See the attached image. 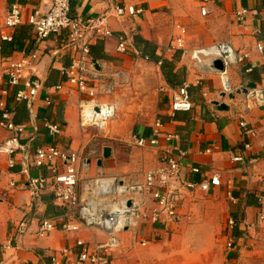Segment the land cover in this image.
<instances>
[{"label":"crops","instance_id":"crops-1","mask_svg":"<svg viewBox=\"0 0 264 264\" xmlns=\"http://www.w3.org/2000/svg\"><path fill=\"white\" fill-rule=\"evenodd\" d=\"M14 2L22 5L23 23L12 30L15 49L6 46L4 51L0 50V84L6 85L11 60L37 51L40 59L35 71L45 86L31 104H20L12 95L8 98L15 121L26 126L22 142L29 151L56 145L80 154L86 162L81 165L84 178L126 174L136 181L143 180L147 171L160 166L163 152L170 148L181 163L182 181L201 182L214 173L221 177V185L208 192L185 189L175 182L180 224L140 221L137 228L121 234V246L112 253L111 264H195L198 259L201 262L198 255L191 256V249L192 245H202L209 239L205 228L190 226L179 247L178 258L159 253L156 245L162 240L168 241L179 226H187L195 200L202 196H213L228 204V247L224 261L264 264V219L261 218L264 216V102L255 105L251 99L253 92L261 91L264 96V52L257 49V42L264 39L261 32L264 0H71L74 15H106L115 33L114 37L95 44L91 55L101 76L100 83L110 88L109 92L99 89L97 101L113 104L117 110L115 118L106 125L107 132L98 126L81 124L79 106L88 99L87 94L72 85L58 91L54 88L62 81V70L73 56L67 47L66 35H53L39 45L35 43L28 18L35 11L47 12L52 0H0V28ZM118 5H133L143 8L144 12L118 18L114 15ZM205 6L209 12L203 15ZM243 7L251 12L246 22L240 23L236 12ZM179 27L186 29L185 55L183 51L168 50L173 36L181 32ZM124 32L131 34L133 40L129 51L121 53L117 50L116 36ZM136 35L157 47L158 60L146 59L139 53L134 45ZM216 42H229L239 53H249L246 65L253 70L247 73L245 64L231 65L227 68V83L220 70L211 68L210 59L196 64L192 57L194 49ZM162 60L171 62L170 81L163 73ZM183 81L191 86L193 108L173 112V91ZM250 83H255L256 88L243 92ZM49 97L51 104L47 102ZM157 118L164 124L159 146H135V136L146 139L153 136ZM243 121L257 130L256 136L244 133L240 125ZM49 122L61 125L59 136L49 133L46 126ZM9 135V131L0 128V142ZM104 135H109L107 143L103 141ZM98 140L102 142L99 145L103 157L84 155L83 151L98 150ZM247 143H251V149L245 148ZM106 148L111 149L107 158ZM237 156L243 160L236 161ZM253 158L258 161H252ZM16 161V167L10 169L7 158H0V245L12 242V247L0 257V264H52L54 255L64 264L67 258L60 255L61 251L69 248L76 254L78 238L93 244L107 240L101 229L63 230L62 223L76 221L74 210L57 201L52 191L35 196L29 186V178L39 175L47 176L52 182L49 168L35 167L23 153L17 154ZM58 165L64 169L62 161ZM194 168H200V172H194ZM13 180L16 187L11 186ZM44 219L56 222L58 227L48 236L39 237V224ZM149 245L147 251L137 253L139 247Z\"/></svg>","mask_w":264,"mask_h":264},{"label":"built area","instance_id":"built-area-1","mask_svg":"<svg viewBox=\"0 0 264 264\" xmlns=\"http://www.w3.org/2000/svg\"><path fill=\"white\" fill-rule=\"evenodd\" d=\"M255 2L256 0H249ZM144 12L143 8L133 5H118L114 15L118 18L136 16ZM208 9L202 8L203 15L208 14ZM251 9L243 7L236 12L237 21L246 22ZM257 12V10H256ZM29 24L35 33L37 45L43 43L53 35L65 34L67 47L72 50L71 63L62 70V81L54 88L62 90L65 85L75 86L80 92L89 97L80 103V121L83 126H100L102 129L115 118L116 106L110 103H99L97 94L99 89L109 92V87H103L100 83L101 76L95 69L92 58V48L101 40L115 36L110 28L106 15L81 16L73 14L71 0H52L50 9L42 13L33 12L28 18ZM23 23V8L19 2L10 5L4 26L0 28V50L2 43L12 41V30ZM180 34L174 35L169 51H183L186 54V42L184 35L186 29L179 27ZM264 37V30H261ZM118 39L117 50L121 53L129 51L133 37L124 32L116 36ZM257 49L264 52V39L257 42ZM196 64H201L208 58L211 60V68L215 69L214 61L222 60L225 69L221 71L225 82L228 83L227 68L235 64H245L249 60V53H239L229 42H216L209 46L194 49L192 53ZM149 59V57H145ZM40 57L37 51L24 54L19 59L10 61L7 70L6 85L0 84V128L10 132V135L0 142V158L6 157L8 167L13 169L17 165L16 156L19 153L25 155V159L32 161L38 168H49L53 181L47 176L39 175L30 177L29 186L35 196H39L46 190L53 192L54 197L61 204L72 211L76 217L75 222L62 223V228L68 232H77L83 228L101 229L107 235L105 242L93 244L83 238L76 240L78 252L65 248L61 251L66 259L64 264H111L112 253L121 246L122 233L135 229L140 221L148 220L152 224L173 223L180 224L181 217L178 213V205L173 184L178 182L182 188L195 189L208 192L213 187L221 185V177L218 173L204 178L201 182L187 181L180 178L181 163L175 158L171 149L163 152L160 166L146 172L143 180H133L120 175L84 178L81 174V165L85 160L77 152L62 150L56 145L37 147L34 152L29 151L28 146L22 142V134L26 126L18 124L14 120V113L9 108L8 98L12 95L16 102L26 101L31 104L44 89L42 79L36 74L35 65ZM247 66V65H246ZM245 66V72L253 69ZM98 84H94V82ZM94 84V85H93ZM251 99L254 104H262L264 96L261 91L253 92ZM48 104L52 103L47 98ZM172 111H190L193 102L189 85L184 82L173 91ZM163 121L157 118L153 127V136L146 139L135 136L138 147L159 146V137L162 134ZM247 136H256L257 130L249 126L246 121L240 123ZM49 133L57 137L62 132L60 124L49 122ZM170 138L173 136H169ZM251 143L245 144L246 149H251ZM236 161L243 160L237 156ZM58 161H62L64 169L61 170ZM252 161H258L253 158ZM194 172H200V168H194ZM16 182H11L16 187ZM231 195V194H230ZM232 196V195H231ZM131 202V205H129ZM264 219V216H261ZM58 224L52 220L44 219L40 222L37 235L48 236L57 229ZM12 247V242L0 245V257ZM52 264H63L58 255L52 258Z\"/></svg>","mask_w":264,"mask_h":264},{"label":"rangeland","instance_id":"rangeland-1","mask_svg":"<svg viewBox=\"0 0 264 264\" xmlns=\"http://www.w3.org/2000/svg\"><path fill=\"white\" fill-rule=\"evenodd\" d=\"M98 128L103 132H107V126L103 129L100 126ZM102 137L104 143H107L109 135H104ZM97 143L98 145L96 148H98V150H93V152L86 150L83 151V154H88L90 158H94L96 155L102 156L100 146L102 142L98 140ZM135 146L137 145L135 144ZM122 176L127 177L126 174ZM192 208V219L188 222L186 227L182 228V225L179 226V228L172 233L168 241L162 240L157 242L159 245L156 246L159 253H168L169 257L178 258L181 255L179 247L182 245L184 235L188 232L190 226H199L206 229L205 231L208 233L209 239L202 245H192L191 256L198 255V258L201 257V262L198 259L195 264H228L227 260L224 261L226 248L228 247L226 240L227 222L229 218L228 204L222 202L219 198H213V196H202L195 200L194 207ZM150 246L151 245L148 247H139L138 249L140 251H136L140 254L147 251Z\"/></svg>","mask_w":264,"mask_h":264},{"label":"trees","instance_id":"trees-1","mask_svg":"<svg viewBox=\"0 0 264 264\" xmlns=\"http://www.w3.org/2000/svg\"><path fill=\"white\" fill-rule=\"evenodd\" d=\"M13 35H14V33H13ZM15 44H16V42L13 38L12 41L5 42L2 45V50L4 51V48L6 46H11L12 49H15ZM134 45L143 57H149V59H154V60H158L160 58V57L158 58V56L156 54L157 47L152 42L144 39L142 36H139V35L134 36ZM177 53H179V52H177ZM161 63L163 66V73H164L165 77L167 78V80L170 81V79L172 77V71H171V68H169L171 62L162 60ZM183 83H184V81L182 83H180L178 85V87L181 86ZM190 89H191V86H189V90ZM190 93H191V91H190ZM24 102H26V101H21L20 104H22ZM15 119L16 118L14 117V120ZM15 122L17 123V121H15ZM21 138H22V136H21Z\"/></svg>","mask_w":264,"mask_h":264},{"label":"water","instance_id":"water-1","mask_svg":"<svg viewBox=\"0 0 264 264\" xmlns=\"http://www.w3.org/2000/svg\"><path fill=\"white\" fill-rule=\"evenodd\" d=\"M214 65L220 71H223L225 69V66H224L223 62L220 59L215 60L214 61ZM254 88H256V84L255 83H250L248 85V87L243 90V92L248 93L249 89H254ZM230 97L233 98L234 94H230ZM222 107L225 108V106H222ZM110 155H111V149L110 148H106L104 150V156L107 158ZM99 165H102V160L99 161ZM129 205H131V202H129Z\"/></svg>","mask_w":264,"mask_h":264}]
</instances>
